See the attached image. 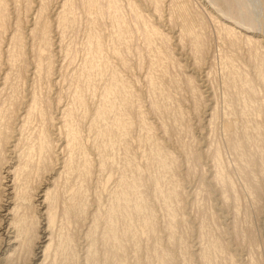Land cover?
I'll return each mask as SVG.
<instances>
[{"label":"rangeland","instance_id":"374dc122","mask_svg":"<svg viewBox=\"0 0 264 264\" xmlns=\"http://www.w3.org/2000/svg\"><path fill=\"white\" fill-rule=\"evenodd\" d=\"M207 1L0 0V264H264V42Z\"/></svg>","mask_w":264,"mask_h":264},{"label":"bare ground","instance_id":"6f19581e","mask_svg":"<svg viewBox=\"0 0 264 264\" xmlns=\"http://www.w3.org/2000/svg\"><path fill=\"white\" fill-rule=\"evenodd\" d=\"M217 1L218 0H208L207 2H210V3H215V5H214V7H215V9H216V12L217 13H220L221 14V16H222V19L221 18H217L215 15H213L212 17H214L215 16V18H217V21H218V24H220V26H222L223 28H226L227 30H229V31H232V32H234V33H237V35H238V33H239V35L238 36H246L247 38H251V40H253L252 39V35L251 34H249L250 32H259V37L258 38H255V39H258V40H261V41H263L264 42V15H263V10H258V9H256V8H254V6L252 5V3H251V0L249 1V0H222L223 2H224V4L226 5V10H224L222 7V9L220 8V5L219 4H217ZM260 1V3H262V0H259ZM60 6V5H59ZM211 13V12H210ZM259 25V26H258ZM41 35H39V36H42L43 38L45 37V31H44V28L43 29H41ZM40 33V32H39ZM14 35V34H13ZM236 35V34H235ZM16 36V35H15ZM14 36V37H15ZM13 37V36H12ZM38 37V36H37ZM244 38V37H243ZM38 39H39V37H38ZM38 42V41H37ZM47 47H49V46H47ZM44 48V47H43ZM47 50V49H46ZM45 51V50H44ZM42 54H44V53H42ZM68 107V106H67ZM1 114V113H0ZM2 115V114H1ZM7 116V115H6ZM5 118V117H4ZM251 118V117H250ZM4 120H6V119H4ZM3 120V121H4ZM247 120V119H246ZM9 122V121H8ZM5 124V123H4ZM9 124V123H8ZM7 124V125H8ZM6 126V125H5ZM222 126H223V129H224V131L226 132V133H228L227 135H232V131H233V129H235L233 126H234V124H233V121L231 120V119H229V117L227 118L226 117V119H225V117H224V120H223V122H222ZM235 126H237V125H235ZM247 127V126H246ZM237 128V127H236ZM234 132V131H233ZM236 132H237V129H236ZM236 132H234V134L236 135ZM4 133V132H3ZM2 133V123L0 122V167L2 166V164H4V163H6L7 162V160H4V161H2L3 159H2V155H3V149H2V145H3V143H4V141H3V138L4 139H6V136H2V135H4ZM225 133V134H226ZM6 135V134H5ZM237 136V135H236ZM235 136V137H236ZM3 137V138H2ZM231 137H233V135L231 136ZM231 137H230V139H231ZM234 138V137H233ZM232 138V139H233ZM235 145H236V143L235 142H233ZM234 149V148H233ZM235 151V150H234ZM238 151V150H237ZM232 152H233V150H232ZM242 152V151H241ZM235 155V154H234ZM240 155V154H239ZM236 156V155H235ZM239 161V160H238ZM220 163V162H219ZM64 164H65V162H64ZM253 164V163H252ZM250 165V164H249ZM254 166V165H253ZM62 167H63V165H62ZM1 169V168H0ZM211 171V170H210ZM12 172H11V170L10 171H6V173L3 175L2 174V172H1V174H0V187H1V185H2V183H5V181H2L4 178H8V174H11ZM222 174V173H221ZM225 174V173H224ZM223 176H225V175H223ZM216 177H217V175H216ZM219 179V178H218ZM17 180H19V184L21 185V182H20V178H19V176H18V174H14L13 176H12V179H11V181H12V185H10V186H13V187H16V184H17ZM217 185V184H216ZM22 186V185H21ZM212 187H214V186H212ZM211 188V187H210ZM20 189H21V196H20V198H21V200H30V199H32V196H33V193H34V188H28V187H20ZM213 189H215V188H213ZM205 191H206V189H205ZM14 193H12L13 195L15 194V191H13ZM207 192V191H206ZM1 194V193H0ZM48 191L46 190V195H44V199H46V200H48V202H49V204H48V209H49V211L50 212H48V221H49V219H50V223H51V221H52V216L53 217H55V212L54 213H52V210L53 209H55V207H56V202H57V200H58V197L56 196L54 199H53V201L52 200H49L50 199V196H48ZM206 194V193H205ZM208 194H210V193H207V196H208ZM2 195H0V197H1ZM223 196V195H222ZM197 198V197H196ZM208 198V197H207ZM209 199V198H208ZM210 202V201H209ZM14 206H16L17 207V204L16 205H14ZM35 206V205H34ZM213 205L211 204V207H212ZM226 208H223V207H221V205L218 207V209L220 210L218 213H216V212H211L210 214H211V216L212 217H216L217 219H219L220 217H223V219L222 220H220V223L218 224V222H219V220H218V222H217V224H216V226H220L221 224H224V226H225V230L226 231H228V228H229V224H230V221H227L228 220V218H230L231 216H232V211H231V208L229 207V206H225ZM29 208L31 209L32 208V206H30L29 205ZM209 208H210V206H209ZM26 209H28L27 207H25L24 205H23V203H21V210H22V215H19V218L21 219L22 218V216H23V214L25 213V212H27L26 211ZM34 209V208H33ZM204 215V214H203ZM203 223V222H202ZM200 225H202V224H200ZM234 228H235V225H234ZM15 232V231H14ZM230 232V231H229ZM229 232H227V233H229ZM7 234V233H6ZM19 234L16 232V233H14L13 234V239L14 240H11L10 241V243H12V245H14V243L16 244L13 248H12V250L11 251H9L6 255H4V257H5V259L7 258V260H9V262L7 263V264H16L15 262H14V260H13V257H14V254H15V251H16V249L21 245V243L19 242ZM214 236V235H213ZM229 236V235H228ZM263 242H264V240H263ZM196 244H198L199 245V247L197 246L196 248H200L201 246H202V244L203 243H199V242H197ZM205 246V245H204ZM260 246V245H259ZM203 247V246H202ZM201 247V248H202ZM262 248H264V247H262ZM235 250V249H234ZM259 250H261V249H259ZM262 251H263V249H262ZM258 254H260V253H258ZM261 254H263L262 252H261ZM229 255V254H228ZM232 255H234V254H232ZM260 256V255H259ZM264 256V255H263ZM262 256V257H263ZM3 257V258H4ZM234 258V257H233ZM233 258H231V259H233ZM235 260V259H234ZM244 260V259H243ZM234 262V264H235V262L236 261H233ZM256 263H260V259H259V262L257 261ZM255 263V264H256ZM262 263V262H261ZM237 264V263H236Z\"/></svg>","mask_w":264,"mask_h":264}]
</instances>
